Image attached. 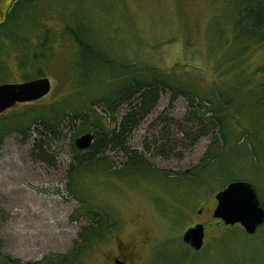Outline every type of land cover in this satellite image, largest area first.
I'll return each instance as SVG.
<instances>
[{"label": "rangeland", "instance_id": "obj_1", "mask_svg": "<svg viewBox=\"0 0 264 264\" xmlns=\"http://www.w3.org/2000/svg\"><path fill=\"white\" fill-rule=\"evenodd\" d=\"M234 3L31 0L17 9L15 24L0 29V83L47 77L51 88L0 113V264L67 254L88 211L111 227L73 264H111L119 244L138 250L131 264H264V222L247 234L212 217L214 194L230 180L249 182L264 203V107L255 102L264 41L233 42ZM163 74L192 87L193 104L226 109L229 141L218 150L217 128L204 134L188 121L201 115L197 106L164 89L123 136L148 169L115 172L126 159L108 146L94 157L104 164H91L92 148L78 149L75 138L117 125L128 105L113 95L128 79ZM77 158L88 168L73 170ZM198 222L203 245L193 250L181 236Z\"/></svg>", "mask_w": 264, "mask_h": 264}, {"label": "trees", "instance_id": "obj_2", "mask_svg": "<svg viewBox=\"0 0 264 264\" xmlns=\"http://www.w3.org/2000/svg\"><path fill=\"white\" fill-rule=\"evenodd\" d=\"M30 1L31 0L14 1L7 14L6 20L0 25V29L7 28L10 21L12 22V24H15V22L17 21V9L22 5L29 4ZM229 19L233 24V30L231 32L233 38L232 40L237 45L247 47V43L249 42L262 43L264 41V0H235ZM67 29L69 34L76 42L78 48H80L81 52H88L86 51L88 50V41H84L72 27H67ZM91 49L93 50V48ZM256 70L257 72H259L262 80L260 83V95L257 97L255 102L264 107V63L258 66ZM164 75L165 74H163L162 77L145 75L141 80L136 77H132L131 80L128 79V82L123 84L121 88L114 92V100L117 99V101L126 102L128 108L126 109L124 115H122L121 120L113 129H106L104 126L98 124L93 128V141L89 146L90 148H92L93 153L85 154L84 157L90 156L91 159H93L98 154H101L103 149L108 146L112 149L122 151L126 159L125 165H122L121 167L122 169L119 168L115 172H124L128 170L146 171L148 167H146L144 164V158L141 154H137L136 151L130 150L128 147H124L125 141H123V136L134 125L136 120L135 116L137 114L148 112L156 105L159 93L164 89H168L171 92L172 97L176 95H184L186 98H188L189 105L197 106V108L195 107V112L200 111L201 115H193L192 117L194 119L189 117L188 121L195 122V120H197L200 123L201 131L204 132V134H206L211 127L217 128V141L219 144H216V146H218V150L224 143L229 141L228 133L225 132L226 123L224 119L227 116L226 109L222 108V106H220L219 104H215L216 106L210 107V102H212V100L210 99L206 101L207 104H193V99H196L198 97L197 94H192L191 89L193 88L189 86L190 89H188V84H183L182 81L180 82V80L176 79L175 76H172L173 79H176L173 80L168 77L169 75H165L166 77ZM229 102L230 101L228 100L226 106ZM181 132L182 131H180V133ZM153 142L155 144L160 143V145H162L163 141ZM211 156V159L215 158L214 153H212ZM218 157L219 153L217 154L215 159L217 160ZM94 159L95 160L91 161V164L97 163L98 166L104 164L102 158ZM82 162V159L77 158L76 167L71 166V168L73 170L79 169L80 167L88 168L87 166L90 165L84 164ZM208 163L209 162H205L204 164L197 166V169L195 168L193 174L199 175L200 171L206 169V165ZM260 204L264 207L263 202H260ZM87 215L88 220L80 228L77 234V238L73 241L72 247L68 251V253L60 257H54L51 259L49 258L48 264L75 263L79 254L85 252L90 248L92 240L96 237L104 235L107 232V228L111 227V223H108L107 221L108 218L103 216L100 212L88 211Z\"/></svg>", "mask_w": 264, "mask_h": 264}, {"label": "water", "instance_id": "obj_3", "mask_svg": "<svg viewBox=\"0 0 264 264\" xmlns=\"http://www.w3.org/2000/svg\"><path fill=\"white\" fill-rule=\"evenodd\" d=\"M16 0H0V25L6 20L9 9ZM51 88L47 77H37L21 82L0 83V113L17 102H30L45 96ZM93 141V134L86 132L74 140V145L86 149ZM216 204L213 218H219L225 225L239 223L245 233L253 234L264 222V207L257 198L254 187L247 181L232 180L214 194ZM204 225L194 223L184 229L181 240L193 250L202 247Z\"/></svg>", "mask_w": 264, "mask_h": 264}, {"label": "flooded vegetation", "instance_id": "obj_4", "mask_svg": "<svg viewBox=\"0 0 264 264\" xmlns=\"http://www.w3.org/2000/svg\"><path fill=\"white\" fill-rule=\"evenodd\" d=\"M138 250L133 247H127L125 245L119 244L117 246L116 252L111 255V264H131V260L137 255Z\"/></svg>", "mask_w": 264, "mask_h": 264}]
</instances>
